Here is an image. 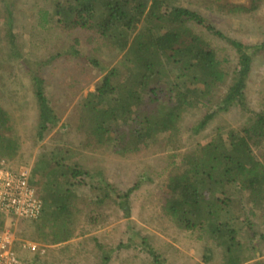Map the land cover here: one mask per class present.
Returning <instances> with one entry per match:
<instances>
[{
  "label": "trees",
  "instance_id": "obj_1",
  "mask_svg": "<svg viewBox=\"0 0 264 264\" xmlns=\"http://www.w3.org/2000/svg\"><path fill=\"white\" fill-rule=\"evenodd\" d=\"M3 2L8 58L19 61L29 73L37 112L35 130L41 141L59 124L40 73L41 67L55 58L32 62L18 54L13 1ZM221 3L222 10L231 14L251 15L259 8L257 0ZM47 4L38 10V27L69 40L61 55L80 65V73L86 68L105 73L75 109V131L85 149L133 156L161 140L168 150L179 133L182 115L189 110L207 109L199 130L233 107L247 115L244 127L227 137L218 128L208 146L186 155L167 154L171 168L160 188V208L167 222L196 234L198 240L205 236L221 250V264H245L247 250L236 241L239 231L232 221L241 218L248 205L264 208V114L251 112L245 98L253 57L264 52V42L249 46L228 38L200 14L174 0H47ZM191 22L231 47L236 56L233 69L231 60L221 57L204 34L189 27ZM85 43L95 44L97 51L102 49L98 45H105L122 57L105 72L89 51L82 54ZM222 89L224 94L215 103V93ZM18 148L19 137L0 103V161L8 162ZM14 166L11 169L18 168ZM102 170L82 165L67 148L42 151L30 175L42 201L41 214L37 220L20 221L19 231L25 225L28 229L35 226L32 232L36 237L43 233L53 245L65 243L77 233L86 234L87 226L96 228L107 221V216L95 209L102 205L123 212L129 220L128 199L133 188L117 190ZM83 188L89 196H83ZM138 240L153 264H165V258L140 236L129 240L126 247ZM20 244L16 241V251ZM121 247L119 244L117 249ZM96 248V264H108L112 250L99 243ZM203 261L210 263L212 255L204 253Z\"/></svg>",
  "mask_w": 264,
  "mask_h": 264
},
{
  "label": "rangeland",
  "instance_id": "obj_2",
  "mask_svg": "<svg viewBox=\"0 0 264 264\" xmlns=\"http://www.w3.org/2000/svg\"><path fill=\"white\" fill-rule=\"evenodd\" d=\"M12 1L13 31L18 54L32 62L55 58L53 63L41 67L40 73L45 82L47 98L59 118V124L38 141L35 130L37 112L30 76L19 61L8 58L3 26L6 6L3 0H0V103L19 137L17 154L6 160H9L10 166H22L31 171L42 151L63 147L87 168L103 169L107 180L117 190L125 192L133 188L128 199L131 213L129 220L124 218L123 212L109 205L97 206L95 209L106 215L107 221L96 228L87 226L86 234L77 233L69 241L54 245L49 235L42 233L36 237V233L32 232L35 226L28 229L25 225L20 231L16 228L18 240L38 244L45 253L43 257L36 259L20 250L16 254L28 260L30 264H96L99 260L96 244L99 243L105 250H112L108 264H153L143 246H140L139 240L126 247L129 240L140 236L160 258H165V264H221V250L206 241L205 236L198 240L196 234L181 230L166 221L160 208V188L171 168V165H168L172 161L167 154L174 152L186 155L208 146L214 136V130L218 128L221 129L220 133L227 137L229 133L244 127L247 115L239 108L233 107L226 113L218 114L199 130L198 126L207 114V109L199 107L200 109L189 110L182 115L179 133L168 150H164L165 142L161 140L156 146L142 149L133 156L85 149L86 146L80 144V136L75 131V109L79 102L100 84L105 73L87 68L80 73V65L61 55L69 40L53 31L40 30L38 10L47 8V0ZM224 1L230 4H248L249 0ZM174 2L200 14L228 38L249 46L264 42V0H257L259 8L251 15L227 13L222 10L221 0ZM189 27L204 34L221 57L231 60L230 69L234 68L236 56L228 44L207 34L202 26L194 22H191ZM79 37H82L80 33ZM86 41L84 38L83 42ZM98 46L102 47L98 50L100 52L96 50L95 44L85 43L81 52L84 55L89 51L103 64L107 72L120 61L122 54L110 51L105 45ZM223 94V89L215 93V103ZM245 98L251 112L264 114V52L253 57L251 72L245 84ZM175 162L179 164L180 161L176 159ZM38 176L36 175L35 179L39 181ZM82 192L83 196L90 195L85 188L81 189ZM89 210L88 206L85 213ZM232 222L239 231L236 241L243 251L244 248L247 250L244 252L245 264H264V208L253 209L248 205L244 208L243 216ZM119 244L122 247L117 249ZM204 253L212 255L210 263L203 261Z\"/></svg>",
  "mask_w": 264,
  "mask_h": 264
},
{
  "label": "built area",
  "instance_id": "obj_3",
  "mask_svg": "<svg viewBox=\"0 0 264 264\" xmlns=\"http://www.w3.org/2000/svg\"><path fill=\"white\" fill-rule=\"evenodd\" d=\"M31 171L25 167L11 169L5 160L0 161V264H30L16 254L18 250L31 257H43L45 250L38 244L22 242L14 249L17 225L23 220H37L42 201L30 183Z\"/></svg>",
  "mask_w": 264,
  "mask_h": 264
}]
</instances>
